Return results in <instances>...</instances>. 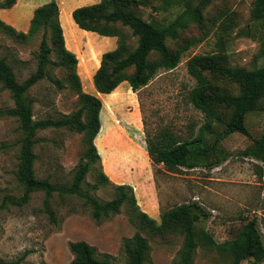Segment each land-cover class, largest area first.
I'll return each mask as SVG.
<instances>
[{
  "label": "rangeland",
  "instance_id": "obj_1",
  "mask_svg": "<svg viewBox=\"0 0 264 264\" xmlns=\"http://www.w3.org/2000/svg\"><path fill=\"white\" fill-rule=\"evenodd\" d=\"M44 1L16 0L11 9H0V20L26 33L25 21ZM71 1L56 0L58 7L63 6L61 22L66 32L68 22L73 23L69 15ZM94 1L97 0L84 3L79 0L76 6ZM196 3L197 0H192V5ZM252 3L253 0H212L203 11L200 26L188 24L176 40H167L171 51L191 40L197 43L183 52L174 69L159 70L136 92L124 82L122 89L128 86V92L98 94L93 82L90 85L86 78L82 81L77 70L82 91L97 96L102 102L101 128L93 141L99 158L90 165L83 190L107 201L114 197V187L124 184L132 188L136 202L134 207L122 206L119 214L99 224L90 217V208L75 196L61 198L54 193L49 198L53 221L44 208L46 196L43 192H33L26 203H17L24 193L15 177L21 133L15 118L0 116V206L3 205L0 208V262L70 264L73 255L69 244L85 241L96 250L98 258L107 256L111 264H126L123 243L139 232L150 247L148 264H171L177 259L183 233L178 228L152 232L142 225L137 212L146 213L160 224L163 212L192 202L208 214L206 220L197 222V227L203 229L216 246L207 248L199 240L193 264L230 263V254L218 246L235 237L241 226L239 215L257 217L264 244V173L260 176L256 172L259 162L241 153L252 145L250 138L233 133L215 142L217 134L225 127L226 112H223V120L213 122L212 132L206 134L203 141L189 145L188 163L193 167L169 173L153 165L145 153L146 134L152 136L167 128L190 140L205 122L204 115L188 99L195 85L186 68L189 58L221 53L232 68L251 70L264 65V22L251 20ZM182 11L179 4L164 7L159 0H150L148 5L138 9L145 20L162 27L172 23ZM16 17L22 23L13 22L12 18ZM126 32L130 47H134L136 39ZM40 39L41 32L20 40L0 30V59L12 67L18 81L35 71ZM113 39L115 48L117 39ZM86 45L87 38H84L82 52H86ZM51 72L67 86V73L63 68ZM210 79L213 86L237 92V87L225 79L213 76ZM29 96L34 99V120L67 114L79 106L77 95L68 88L55 89L46 79L34 86ZM12 107L9 92L0 84V111ZM245 124L254 138H260L264 135V112L248 113ZM36 139L33 147L36 177L48 179L53 184L69 185L76 164L88 148L83 135L65 129H48L38 131ZM100 172L107 176L108 183L99 182ZM93 184H97L96 190L91 189ZM240 264H250V261Z\"/></svg>",
  "mask_w": 264,
  "mask_h": 264
},
{
  "label": "trees",
  "instance_id": "obj_2",
  "mask_svg": "<svg viewBox=\"0 0 264 264\" xmlns=\"http://www.w3.org/2000/svg\"><path fill=\"white\" fill-rule=\"evenodd\" d=\"M149 1L99 0L94 4L77 7L71 12V18L79 29L117 39L116 47L101 55L99 68L92 77L98 94H110L124 82L132 92H136L145 87L159 70L174 69L179 64L183 52L197 41H188L171 51L167 40H176L180 31L185 30L188 24L200 26L203 22V11L212 0H197L195 5H192V0H159L164 7L171 4L183 7L182 13L172 23L163 27L158 26L156 22L145 20L138 13V9L148 5ZM15 4L16 0H2L0 9H11ZM250 16L253 22H264V0H253ZM0 30L20 40H26L41 32L36 53V69L23 81H18L12 67L6 60L0 59V84L9 92L13 101V107L0 111V116L15 118L21 133L15 177L23 186L24 193L17 203H26L33 192H43L46 196L44 208L53 221L49 198L54 193L61 198L75 196L90 208V217L97 224L119 214L124 205L134 207V194L128 185H116L114 197L107 201H101L89 190H83L90 165L99 158L93 141L101 128L99 115L102 102L97 96L82 91L77 74L78 61L75 54L65 47L56 1L51 0L33 10L26 33L16 31L2 20ZM126 30L131 38L136 39L134 47H130ZM55 68H63L66 71L67 86L53 76L51 71ZM186 68L195 81L188 99L193 107L204 115L205 122L197 135L190 140L179 137L167 128L160 129L152 136L146 134V153L152 164L161 166L169 173H177L182 167H193V164L188 163L189 145L203 141L205 135L212 132L213 122L223 120V112H226L225 127L217 134L215 142L218 143L233 133L250 138L252 145L241 153L259 162L256 164V172L262 176L264 135L254 138L246 127L245 119L248 113L264 112V65L251 70L232 68L227 64L224 54L216 53L192 56L186 62ZM212 76L233 83L237 92L230 93L213 86L210 79ZM44 79L59 91L68 88L77 95L79 106L67 114L34 120V99L29 96V91ZM48 129H65L82 134L88 147L84 157L76 164L69 185L53 184L48 179H39L35 175L36 156L33 147L37 141L36 135L38 131ZM84 158L88 160L85 161ZM108 181L107 176L100 172L99 182L106 184ZM91 189L96 190L97 184H93ZM137 217L142 225L152 232L161 233L178 228L183 233L177 259L171 264H193L199 240L207 248L216 247L212 238L197 227V222L200 219L206 220L208 214L196 202L181 204L163 212L160 224L144 212H137ZM239 221L241 226L235 237L218 248L230 254L229 264H240L244 260L250 261V264H263L264 244L257 217L239 215ZM69 250L73 255L70 264H111L107 256L98 258L96 250L85 241L70 243ZM123 250L127 257L126 264L149 263L150 247L148 240L141 233L135 232L130 239L125 240Z\"/></svg>",
  "mask_w": 264,
  "mask_h": 264
},
{
  "label": "crops",
  "instance_id": "obj_3",
  "mask_svg": "<svg viewBox=\"0 0 264 264\" xmlns=\"http://www.w3.org/2000/svg\"><path fill=\"white\" fill-rule=\"evenodd\" d=\"M49 1H51V0H47V1L45 0L43 4H46ZM77 1H79V0L71 1L70 7H69V10H70L69 15L71 14V12L75 8L81 7L82 5H85V4H81V5L76 6ZM81 1H83V3H84V1H86V0H81ZM98 1L99 0L94 1L92 4L97 3ZM43 4H41V5H43ZM41 5H39V6H41ZM88 5H90V4H88ZM39 6H37V7H39ZM59 7H60L59 22H60V25H61L62 31H63L65 47L70 52L75 54L77 61H78V63H77L78 74L80 75L82 81L84 78H86V79H88L87 83H89L91 85L92 77L100 65V57L103 53L113 50V48L115 46L114 39H113V37H102V36L98 37L99 35H97L96 33L88 32V31H84V30L79 31L76 29L77 26L74 22L73 23L68 22V30L66 32L64 27H63V24L61 22V15L63 13V9H62L63 6L59 5ZM31 17H29V19H27L25 21L24 27L26 30H28L29 21H30ZM12 20H13V22H16V23H22V21L17 17L12 18ZM84 38H87L86 52H82V45L84 42ZM123 85L124 84L121 83L113 92L114 93L128 92V86L126 88L122 89ZM146 156H148V155L146 154Z\"/></svg>",
  "mask_w": 264,
  "mask_h": 264
}]
</instances>
